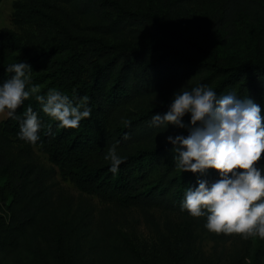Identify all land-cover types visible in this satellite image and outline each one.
<instances>
[{"label":"trees","instance_id":"1","mask_svg":"<svg viewBox=\"0 0 264 264\" xmlns=\"http://www.w3.org/2000/svg\"><path fill=\"white\" fill-rule=\"evenodd\" d=\"M72 1L76 12L66 8ZM181 1L15 0V22L51 29L56 41L50 48L28 49L21 36L8 28L0 29V84L14 74L6 70L10 64L24 62L32 70L27 88L39 86L40 95L54 88L74 105L88 97L92 111L90 118L82 119L77 128L65 129L45 114L32 96L16 110L19 119L7 116L2 120V134L21 144L39 147L82 192L123 205L161 202L181 210L188 187L195 188L198 179L214 182L219 174L212 169L203 175L181 172L176 167L173 145L166 138L187 136V129L152 124V116L164 114L171 99L168 105L149 107L136 120L110 130L113 112L134 100L163 98L205 85L218 97L235 92L240 98L252 99L264 117V60L223 59L215 47L168 27L166 13ZM221 10L227 28L233 25L232 21L241 19L264 23V4L258 0H222ZM81 16L90 19V27L97 34L118 37L126 29L137 26L136 30H144L150 24L164 38L137 44L79 35L72 26ZM28 107L42 124L35 144L18 136ZM189 120L190 114H186L184 123ZM171 131L173 134H169ZM150 135L146 145L120 155L123 162L116 174L109 171L111 162L105 159V152L111 145H125L130 138ZM256 166L264 175V154ZM155 167L160 168L158 176L154 174ZM51 206L47 185L39 173L29 178L27 170H22L6 206L8 217L0 215V264H149L128 240L124 247L108 244L98 250L95 242L86 243L79 230L66 222L58 231H52L55 226ZM193 218L197 236L210 242L214 251L221 245V256L232 249L233 263L239 264L244 243L236 244L234 240L228 247L233 234L209 232L204 227L206 217ZM41 231L52 236L45 244L38 238L43 235ZM27 232L32 239L24 238ZM205 254V250L196 251L189 244L177 264H220Z\"/></svg>","mask_w":264,"mask_h":264},{"label":"rangeland","instance_id":"2","mask_svg":"<svg viewBox=\"0 0 264 264\" xmlns=\"http://www.w3.org/2000/svg\"><path fill=\"white\" fill-rule=\"evenodd\" d=\"M15 0H0V29L8 28L21 36L28 49L50 48L56 41L55 32L51 29H40L28 23H16L13 3ZM264 4V0H258ZM75 2L66 4V8L75 9ZM222 0H182L177 7L166 13L165 24L181 34L202 41L215 47L223 58L264 60V23L261 20L232 21L231 27L222 20ZM76 12V11H74ZM90 19L79 17L72 28L79 35H95L107 42L145 43L164 38L150 24L144 30L131 27L118 37L95 33L90 27ZM46 65H43L45 68ZM173 95L150 100H134L113 112L109 129L116 125H125V121L136 120L138 115L152 106H166ZM0 113V123L7 115ZM139 122V121H138ZM132 124V123H131ZM130 124V125H131ZM137 124V123H135ZM129 125V126H130ZM159 134L158 132H154ZM169 134H173L171 131ZM130 138L125 145L113 144L120 156L124 152L141 148L152 138ZM172 152V150H171ZM173 156L175 155L172 152ZM22 170H27L29 178L38 172L51 198L52 231H58L64 222L75 227L86 243L93 241L96 249L101 250L108 244L124 247L130 241L139 251L140 256L149 264H177L189 244L196 250H205L220 264H234V252L230 249L221 256V245L217 251L212 244L197 236L198 228L190 214L184 213L166 203L123 205L113 200H104L97 195L80 191L61 170L51 163L46 153L37 146H27L4 136L0 129V215L8 217L7 204L11 199L14 186ZM160 168H154V174ZM199 226V225H198ZM41 244L50 237L49 232L41 231ZM236 244L244 243L239 264H264V239L258 236L244 239L233 233ZM32 239L29 232L24 238ZM19 250V249H18Z\"/></svg>","mask_w":264,"mask_h":264},{"label":"clouds","instance_id":"3","mask_svg":"<svg viewBox=\"0 0 264 264\" xmlns=\"http://www.w3.org/2000/svg\"><path fill=\"white\" fill-rule=\"evenodd\" d=\"M6 70L14 74L0 84V113L7 110L8 117L19 119L16 110L34 96L43 112L58 121L61 128H77L82 119L90 118L88 97L74 105L67 95L54 88L45 95L37 94L39 86L27 88L32 70L24 62L10 64ZM186 114H190L187 124L183 121ZM152 124L187 129V136L166 138L173 145V159L181 172L203 175L212 169L219 174L214 182L198 179L195 188L188 187L181 210H187L192 217H206L204 227L209 232L264 239V175L256 166L264 154V117L260 106L235 92L218 97L210 87L200 85L190 91L175 92L167 111L152 116ZM41 127L37 114L28 107L18 136L35 144ZM105 159L111 162L109 171L116 174L123 158L115 146Z\"/></svg>","mask_w":264,"mask_h":264}]
</instances>
